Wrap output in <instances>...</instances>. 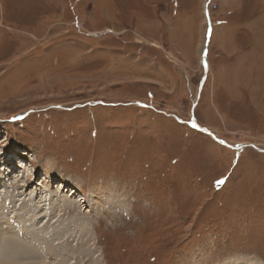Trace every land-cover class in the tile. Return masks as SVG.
Masks as SVG:
<instances>
[{
    "label": "rangeland",
    "instance_id": "1",
    "mask_svg": "<svg viewBox=\"0 0 264 264\" xmlns=\"http://www.w3.org/2000/svg\"><path fill=\"white\" fill-rule=\"evenodd\" d=\"M208 1L0 0V163L18 143L40 172L1 180L0 231L45 222L0 264H264V0Z\"/></svg>",
    "mask_w": 264,
    "mask_h": 264
},
{
    "label": "bare ground",
    "instance_id": "2",
    "mask_svg": "<svg viewBox=\"0 0 264 264\" xmlns=\"http://www.w3.org/2000/svg\"><path fill=\"white\" fill-rule=\"evenodd\" d=\"M14 153L17 155V151L15 150L14 151ZM4 157V156H3ZM0 160H1V158H0ZM9 161H12V162H14V163H12V165H14V167H12V166H10V163H9ZM4 163H6V165H3ZM1 164V167H0V183H1V180H2V182H11V184L12 185H16L17 183H19V182H26V181H29V179H30V182H32L33 184H38V182H37V179H38V175H36V173H33L32 171H30V170H25V169H27V163L26 162H22L19 158H15V157H13L12 158V160H7V161H3V162H1L0 163ZM28 165H30V163L28 164ZM48 176H50V175H48ZM47 177V176H46ZM24 178V179H23ZM9 184V183H8ZM39 184H41V185H43V192H47V193H49L50 194V205H48L47 204V214H50V212H52L51 210H50V208L51 209H53V210H60L61 212H63V213H67L66 215L69 217V218H71V217H73V219L75 218L76 220H78L77 218H78V216L81 218V222H74V224L71 226V224H70V221L69 220H67L64 216V218L63 217H61V220H62V218L63 219H65V221H67V222H69V224L67 225L66 224V222H65V224L67 225V226H65V228L66 227H68V228H70L69 230L70 231H78L79 233H80V231H85L87 228H86V225L82 222V218H84V217H82V215H84L83 213H82V211H85V210H87V208H88V204L86 203V201H83L85 204H87V205H84V203H83V205L81 204V206H80V208H82V209H79V207L77 206V203H75L76 201H74L72 198H68L70 195H71V192H70V187L68 186V184L66 185V186H64V187H60V184L58 185V184H56V182L54 181V179H52V178H49V177H47V179H46V181L45 182H43V183H41V181L39 182ZM1 185V184H0ZM9 186V185H8ZM24 188V187H23ZM72 188V187H71ZM21 189V188H20ZM64 189H68L67 190V192H65V190ZM8 190V189H7ZM75 190V189H74ZM78 190V189H77ZM20 191V190H19ZM6 192V191H5ZM5 192H3L2 190H0V197H2V196H4L5 195ZM29 192V191H28ZM62 192L63 193H65V194H67L66 195V198H62ZM19 193V192H18ZM3 194V195H2ZM10 194V193H9ZM53 194H54V196H53ZM32 195V194H31ZM73 195V194H72ZM78 195V194H77ZM99 196H100V194H99ZM102 196V195H101ZM64 197V196H63ZM103 197V196H102ZM113 197V196H112ZM111 197V198H112ZM116 197V196H115ZM33 198V197H32ZM31 198V199H32ZM45 198H47V196L45 195ZM78 198V197H77ZM29 199H30V197H29ZM30 199V200H31ZM40 199H42V198H40ZM75 199V198H74ZM33 200V199H32ZM33 201H35V199L33 200ZM32 201V202H33ZM98 202H99V205L97 206V205H93V210L94 211H99L101 208H102V205L104 204V202L101 200V199H98L97 200ZM115 201V200H114ZM28 202V201H27ZM26 202V203H27ZM42 202V201H41ZM6 203H9V198H8V201L6 202ZM79 203V202H78ZM32 204V203H31ZM35 204V203H34ZM2 205V204H1ZM27 205V204H26ZM36 205H37V203H36ZM90 205H91V203H90ZM125 205V201L123 200V199H121L120 197H119V199H117L116 200V203L114 204V205H109V207H111V208H114V207H116V206H124ZM2 206H4V205H2ZM40 206V205H39ZM27 207V206H26ZM25 207V209L28 211V214L29 213H32L33 215H34V217L35 218H33L32 217V215H30V216H27V217H23L24 218V221H23V219H19V220H16V221H14V229H11V230H13L12 232H10L9 231V229L7 228L6 230H8L7 232H8V234H7V232L6 231H3V228H4V225H5V223L3 222H1L2 224L1 225H3V227H2V232L0 231V253H2V252H6V251H8V249H11L12 250V256L14 257L15 255H17V256H20V255H22L23 257H26V259L27 258H29V255L32 253V251L33 250H35V247L36 246H34V242H35V239H37L36 238V236L38 235L37 234V228H39L40 230L42 229V227H43V224L45 223V222H43V221H37L36 220V218H37V215H35V213L37 212V207H35V205H33V209H31V208H29V207H27L26 208ZM45 209V208H44ZM16 210V208L15 207H13V206H11V210H10V213H13L14 211ZM40 210V209H39ZM43 210V209H42ZM46 210V209H45ZM2 211V210H1ZM36 211V212H35ZM92 213V212H91ZM26 214H27V212H26ZM37 214V213H36ZM54 213L52 212V215H53ZM69 214V215H68ZM71 214H73L72 216H71ZM4 215H6V212H0V216H4ZM57 214L55 213V215L53 216V217H55ZM57 217V216H56ZM43 219V218H42ZM41 219V220H42ZM0 220H1V218H0ZM8 220V219H7ZM53 220V219H52ZM86 220V219H85ZM38 222V223H35V222ZM11 222V221H10ZM63 222V223H64ZM59 223H61V222H59ZM63 223H62V225H63ZM8 224V223H7ZM13 225V224H12ZM61 225V226H62ZM58 226H59V224H58ZM44 228V227H43ZM86 228V229H85ZM5 229V228H4ZM39 231V230H38ZM4 232H6V233H4ZM78 233V234H79ZM41 234H42V232H41ZM83 234V237H84V232L82 233L81 232V235ZM58 235V234H57ZM43 236V235H42ZM71 236V235H70ZM77 236V235H76ZM79 236V235H78ZM52 237H54V234L53 233H50V232H45V235L42 237V238H38V240H37V242H36V244H38L39 246L41 245V242L42 243H45L46 244V242H51L50 240H51V238ZM65 236H63V238H64ZM67 237V236H66ZM77 238V240H79L78 239V237H76ZM76 238H73V239H76ZM83 239V238H82ZM82 239H80V240H82ZM50 248H51V246H50ZM47 249V248H46ZM59 249V248H58ZM37 251V250H36ZM54 251V250H53ZM55 255V254H54ZM34 257V256H33ZM36 257V256H35ZM51 257H53V256H51ZM58 257V256H57ZM45 258H48V257H45ZM63 258V257H62ZM5 259H7V257L5 258ZM21 259H23V258H21ZM21 259H17V264H23V262H24V260L23 261H21ZM41 259V258H40ZM65 261H67L68 262V260H66L65 258H63ZM243 259H245V258H242V260H240L241 262L242 261H245V260H243ZM8 260V259H7ZM29 260V259H28ZM49 260V259H48ZM63 260V261H64ZM71 260V259H70ZM247 260V262L246 263H248V264H260V262L259 261H255V260H250V259H246ZM25 261H27V260H25ZM41 261V263L40 264H48V263H46L44 260H40ZM244 262V263H245ZM31 263H32V261H31ZM64 263V262H63ZM243 263V264H244ZM262 263H264V262H262ZM29 264H30V262H29ZM37 264V263H36ZM61 264V263H60ZM233 264V263H232ZM236 264H238L237 262H236ZM240 264V263H239Z\"/></svg>",
    "mask_w": 264,
    "mask_h": 264
},
{
    "label": "built area",
    "instance_id": "3",
    "mask_svg": "<svg viewBox=\"0 0 264 264\" xmlns=\"http://www.w3.org/2000/svg\"><path fill=\"white\" fill-rule=\"evenodd\" d=\"M219 8V3L213 0H209L208 4L204 7V11L208 14ZM204 12V13H205Z\"/></svg>",
    "mask_w": 264,
    "mask_h": 264
},
{
    "label": "snow or ice",
    "instance_id": "4",
    "mask_svg": "<svg viewBox=\"0 0 264 264\" xmlns=\"http://www.w3.org/2000/svg\"><path fill=\"white\" fill-rule=\"evenodd\" d=\"M223 181H218V183H222Z\"/></svg>",
    "mask_w": 264,
    "mask_h": 264
},
{
    "label": "clouds",
    "instance_id": "5",
    "mask_svg": "<svg viewBox=\"0 0 264 264\" xmlns=\"http://www.w3.org/2000/svg\"><path fill=\"white\" fill-rule=\"evenodd\" d=\"M3 141V140H2Z\"/></svg>",
    "mask_w": 264,
    "mask_h": 264
}]
</instances>
